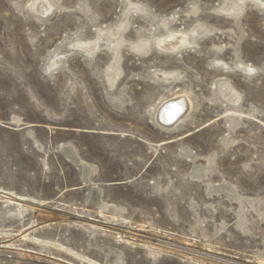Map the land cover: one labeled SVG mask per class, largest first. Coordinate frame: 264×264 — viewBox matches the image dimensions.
<instances>
[{"label": "rangeland", "instance_id": "obj_1", "mask_svg": "<svg viewBox=\"0 0 264 264\" xmlns=\"http://www.w3.org/2000/svg\"><path fill=\"white\" fill-rule=\"evenodd\" d=\"M237 1L0 0V264H264V3Z\"/></svg>", "mask_w": 264, "mask_h": 264}, {"label": "bare ground", "instance_id": "obj_2", "mask_svg": "<svg viewBox=\"0 0 264 264\" xmlns=\"http://www.w3.org/2000/svg\"><path fill=\"white\" fill-rule=\"evenodd\" d=\"M232 3H233V5L230 4V7L227 8V13L230 15H237V13L240 12L239 8H241V4H239L237 0H232ZM259 3L262 5L264 3V0H259ZM198 29L201 30V32L206 31V30L208 31L207 27L204 28V26H197L196 29L193 31V33L196 32ZM194 35L197 37L198 34L197 35L194 34ZM113 38H114V35L111 34L110 35L111 43H110L109 49L111 51H114L115 57H114V62L112 63V65L109 67V69L107 71V77L109 79L110 84H113L114 79L117 76H119L121 73V69L118 65H119V61H120V57H121L120 46L123 44V39L121 37L115 38V41L113 40ZM98 41H94L92 43L91 42L90 43H88V42L83 43V44H81V46L84 49V51L93 52V51H95V49L98 46V44H97ZM189 43H190V37H189L188 33L172 32L168 38H162L158 42L157 45L159 47H161L162 49H164V51L178 52L183 48V46H186ZM136 46H137L136 49L139 51H141L142 49H145V51L146 50L148 51L149 46H150V41L147 40L145 43H140V44H137ZM191 107H192V103H191V100L187 94L175 96L172 99H168V101L166 103H164L163 106H161L159 112L157 113V121L164 126L165 125L166 126H169V125L172 126L176 120H180V118L185 116L188 113V111L191 109ZM68 152L71 155H73V152L71 150H68ZM93 195H94V200L100 201L99 192L97 191L96 188L93 189L92 196ZM19 200H21V199H19ZM187 249L189 250L190 248H187Z\"/></svg>", "mask_w": 264, "mask_h": 264}, {"label": "water", "instance_id": "obj_3", "mask_svg": "<svg viewBox=\"0 0 264 264\" xmlns=\"http://www.w3.org/2000/svg\"><path fill=\"white\" fill-rule=\"evenodd\" d=\"M176 122V121H175ZM166 126V125H165Z\"/></svg>", "mask_w": 264, "mask_h": 264}]
</instances>
